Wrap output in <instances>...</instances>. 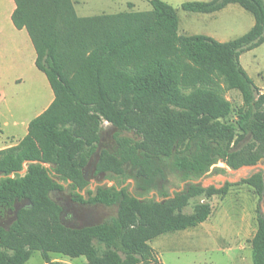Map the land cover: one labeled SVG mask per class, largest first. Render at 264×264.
<instances>
[{
  "label": "trees",
  "instance_id": "obj_1",
  "mask_svg": "<svg viewBox=\"0 0 264 264\" xmlns=\"http://www.w3.org/2000/svg\"><path fill=\"white\" fill-rule=\"evenodd\" d=\"M13 2L11 21L26 30L53 100L16 145L0 150V219H8L0 224V264H25L33 252L44 264H64L50 254L83 257L84 264H162L149 243L205 222L208 201L232 186L192 181L224 174L218 163L238 170L264 158V93L240 62L264 43V0L181 4L190 13L232 4L249 13L253 26L227 42L180 35L176 10L162 0H148V11L90 17L77 16L71 0ZM220 81L242 99L234 124L223 121L231 105L214 88ZM104 122L115 131L109 148L101 144ZM92 160L96 173L132 180L135 194L98 187L87 203L112 208L114 216L66 228L48 193L61 192L65 183L84 202L77 191ZM170 177L185 183L173 196ZM240 183L263 197L260 174ZM151 192L160 200L146 198ZM191 202L192 211L184 212ZM251 260L264 264L260 211Z\"/></svg>",
  "mask_w": 264,
  "mask_h": 264
},
{
  "label": "rangeland",
  "instance_id": "obj_2",
  "mask_svg": "<svg viewBox=\"0 0 264 264\" xmlns=\"http://www.w3.org/2000/svg\"><path fill=\"white\" fill-rule=\"evenodd\" d=\"M71 1L79 17L120 12H142L151 8L148 0ZM162 1L176 10L179 20L178 33L180 35H205L218 42H227L244 35L254 24L253 17L238 5H228L223 10L213 14H199L181 9L182 3L193 0ZM2 11L5 14L7 11L6 6ZM240 61L259 92L264 93V43L251 51L243 53L240 56ZM33 81L27 89L21 88L22 92L18 90L19 87L17 89L15 87L6 89L10 94L7 96V100L10 102V98L17 100L21 93L23 96L25 95L23 102H27L28 105L26 121H30L39 115L43 107L52 99L49 86V89L45 86L41 87L35 77ZM214 88L231 105V112L223 121L234 124L236 113L242 105L239 92L227 89L222 81L218 82V85ZM102 128L103 134H105V143L109 146L112 145L115 131L108 130V124L105 122L102 124ZM21 135V130L13 133L14 139H18ZM120 135L127 136L129 134L123 132ZM216 167L224 169L225 173H208L195 181L204 188L214 186L219 189L225 185L227 179L232 186L228 188L226 195H214L208 201L211 214L205 222L194 228L161 235L149 243L162 264H252L251 239L256 231L258 211L264 216V195L261 198L258 197L251 187L240 182L242 179L254 174H260L264 184V158L259 159L255 165L245 166L238 170H230L224 163H218ZM88 177L90 179L88 187L92 190L97 186H118V188H126L129 193L135 194L132 180L123 181L110 174L101 176L99 180L91 175ZM169 182L168 193L171 196L174 192L181 191L185 184L176 177H170ZM64 186L66 187V185ZM146 198L160 200L155 192H151ZM200 202H204V200H200ZM194 203L191 202L184 209V212H191ZM96 208L97 212L104 214L96 223L108 220L115 214V210L112 208L100 206ZM7 221L8 219L2 218L0 224H6ZM49 256L53 261L64 264L85 263L83 257L70 259L59 254H50ZM42 263L40 253L33 252L25 264Z\"/></svg>",
  "mask_w": 264,
  "mask_h": 264
},
{
  "label": "crops",
  "instance_id": "obj_3",
  "mask_svg": "<svg viewBox=\"0 0 264 264\" xmlns=\"http://www.w3.org/2000/svg\"><path fill=\"white\" fill-rule=\"evenodd\" d=\"M5 6L7 11L4 14L2 10ZM14 8L13 0H0V150L16 145L26 135L28 123L31 121H26L28 105L23 102L25 95L21 93L17 100L10 98V102L7 100L10 94L6 89H27L34 82V77L41 87L49 89L45 75L35 67L36 54L26 30L16 29L11 21ZM49 93L52 99L39 114L53 100V93ZM17 130H21L22 135L14 139L13 133Z\"/></svg>",
  "mask_w": 264,
  "mask_h": 264
},
{
  "label": "flooded vegetation",
  "instance_id": "obj_4",
  "mask_svg": "<svg viewBox=\"0 0 264 264\" xmlns=\"http://www.w3.org/2000/svg\"><path fill=\"white\" fill-rule=\"evenodd\" d=\"M109 127V126H108ZM108 130H114L111 127H109ZM107 133V132H106ZM105 134H103V131L101 133V144L105 143ZM112 145L114 144V139H112ZM105 147H111L112 145L103 144ZM82 174L84 176V180L86 185L81 191H77L78 194L82 197L84 202H81L77 200L76 196L73 194V192L69 189V185L65 183H61L63 186V190L61 192L59 191H52L56 194H59L64 201L63 208H60L59 216H62V222L65 224L66 228L69 229H77L81 230L87 227H92L95 225H98L100 223H96L99 218H102L104 216L103 213L97 212L98 206L104 207L102 205H93L90 203H87L89 199V192H94L98 187L97 186L94 190L90 189L88 187L90 185V179L89 175L93 176L96 180H99V178L103 175H106L105 173H96L94 168V161L92 160L89 162V164L86 166V168L82 171ZM66 185V187L64 186ZM121 189V188H118ZM128 192V191H127ZM129 193V192H128ZM106 221V220H105ZM104 222V221H103ZM102 223V222H101Z\"/></svg>",
  "mask_w": 264,
  "mask_h": 264
},
{
  "label": "water",
  "instance_id": "obj_5",
  "mask_svg": "<svg viewBox=\"0 0 264 264\" xmlns=\"http://www.w3.org/2000/svg\"><path fill=\"white\" fill-rule=\"evenodd\" d=\"M226 183H229V180H225ZM193 184H197L196 181H192ZM48 198L51 202H53L56 206L63 208L64 201L62 200L61 196L59 194H56L55 192L48 193ZM60 223L65 226V224L62 222V216H59ZM66 227V226H65Z\"/></svg>",
  "mask_w": 264,
  "mask_h": 264
}]
</instances>
